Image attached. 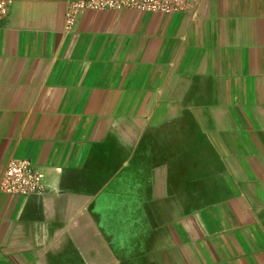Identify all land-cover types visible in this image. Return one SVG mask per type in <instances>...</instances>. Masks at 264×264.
<instances>
[{"label":"crops","instance_id":"0c3cea01","mask_svg":"<svg viewBox=\"0 0 264 264\" xmlns=\"http://www.w3.org/2000/svg\"><path fill=\"white\" fill-rule=\"evenodd\" d=\"M12 0L0 26V264H264V0L86 10Z\"/></svg>","mask_w":264,"mask_h":264},{"label":"built area","instance_id":"2783aa9c","mask_svg":"<svg viewBox=\"0 0 264 264\" xmlns=\"http://www.w3.org/2000/svg\"><path fill=\"white\" fill-rule=\"evenodd\" d=\"M12 0H0V26L11 11ZM136 9L161 13L192 9L191 0H71L66 9V27L73 29L86 10ZM0 191L8 194H33L46 191V172L33 160L13 157L0 181Z\"/></svg>","mask_w":264,"mask_h":264}]
</instances>
